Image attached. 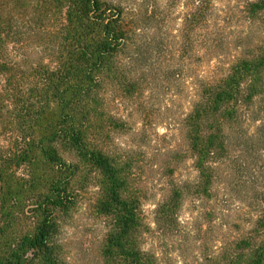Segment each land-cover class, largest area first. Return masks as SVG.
<instances>
[{
	"label": "trees",
	"instance_id": "16d2710c",
	"mask_svg": "<svg viewBox=\"0 0 264 264\" xmlns=\"http://www.w3.org/2000/svg\"><path fill=\"white\" fill-rule=\"evenodd\" d=\"M154 2L0 0V264H64L55 238L58 217L74 204L84 166L98 173V208L112 227L108 244L127 264H155L156 256L139 246L138 237L160 239L176 230L184 186L172 184L156 207L151 229L128 189L124 169L129 164L107 149V136L99 142L106 126L120 131L124 126L107 111L108 88L122 99L118 102L139 94L146 72H140V63L153 49V38L143 31L156 16ZM199 4L205 18L213 16L212 0ZM246 8L249 22L264 21V0ZM170 76L179 73L169 70L162 77ZM212 81L199 82L184 118L198 173L192 187L201 196L216 171L214 163L224 157L222 128L262 94L264 40ZM258 201L261 215L233 245L227 264H264V191Z\"/></svg>",
	"mask_w": 264,
	"mask_h": 264
},
{
	"label": "rangeland",
	"instance_id": "374dc122",
	"mask_svg": "<svg viewBox=\"0 0 264 264\" xmlns=\"http://www.w3.org/2000/svg\"><path fill=\"white\" fill-rule=\"evenodd\" d=\"M154 1L156 16L148 24L150 29L143 31L145 38H153V49L144 53L140 63V72H146L139 94L129 102H118L108 88L107 111L124 126L121 131L106 126L99 142L107 136V149L129 164L124 169L128 189L151 229L156 207L172 184L184 186L177 231L160 239L148 234L138 237L139 246L156 256L155 264H227L233 245L248 235L262 212L258 198L264 191V89L222 128L224 157L214 163L216 171L205 196L195 194L192 187L198 173L184 118L196 100L200 81L219 79L233 61L247 58L264 40V21H248L247 3L256 0H212L213 16L206 18L198 0ZM167 68L179 76L164 80ZM61 155L72 161V155ZM97 176L93 168L84 166L77 177L74 204L59 214L55 238L64 264H127L108 244L112 227L98 208Z\"/></svg>",
	"mask_w": 264,
	"mask_h": 264
}]
</instances>
